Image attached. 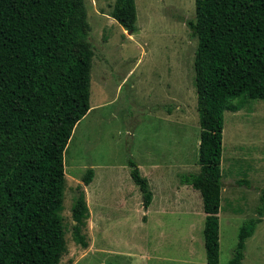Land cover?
<instances>
[{
	"label": "rangeland",
	"instance_id": "rangeland-1",
	"mask_svg": "<svg viewBox=\"0 0 264 264\" xmlns=\"http://www.w3.org/2000/svg\"><path fill=\"white\" fill-rule=\"evenodd\" d=\"M115 2L86 0L95 51L91 109L64 153L61 262L208 264L202 195L180 177L200 169L198 40L186 23L195 17V0H136L132 33L112 16ZM223 145L219 264H228L240 226L256 215L264 189V99L225 112ZM130 158L154 192L147 208ZM89 167L95 175L84 185L87 208L79 220L84 245L74 233L73 206ZM242 264H264V217L247 240Z\"/></svg>",
	"mask_w": 264,
	"mask_h": 264
},
{
	"label": "trees",
	"instance_id": "trees-1",
	"mask_svg": "<svg viewBox=\"0 0 264 264\" xmlns=\"http://www.w3.org/2000/svg\"><path fill=\"white\" fill-rule=\"evenodd\" d=\"M195 7L186 23L198 40L200 169L180 177L201 192L207 262L219 264L225 112L264 99V0H195ZM112 16L135 31L136 0H116ZM89 30L86 0H0V264H63L64 153L91 109ZM128 162L147 208L154 192L137 161ZM94 175L89 167L73 206L74 233L84 245L79 220L87 208L84 185ZM263 217L264 189L228 264H242Z\"/></svg>",
	"mask_w": 264,
	"mask_h": 264
},
{
	"label": "water",
	"instance_id": "water-1",
	"mask_svg": "<svg viewBox=\"0 0 264 264\" xmlns=\"http://www.w3.org/2000/svg\"><path fill=\"white\" fill-rule=\"evenodd\" d=\"M133 32V30H129V33H132Z\"/></svg>",
	"mask_w": 264,
	"mask_h": 264
},
{
	"label": "crops",
	"instance_id": "crops-1",
	"mask_svg": "<svg viewBox=\"0 0 264 264\" xmlns=\"http://www.w3.org/2000/svg\"><path fill=\"white\" fill-rule=\"evenodd\" d=\"M93 107V106H92ZM137 163H138V161H137ZM139 165V164H138ZM140 168V167H139ZM142 173V172H141ZM131 175V174H130ZM180 175H182V173L180 174Z\"/></svg>",
	"mask_w": 264,
	"mask_h": 264
}]
</instances>
